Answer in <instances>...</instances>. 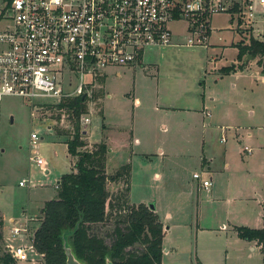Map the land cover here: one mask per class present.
I'll list each match as a JSON object with an SVG mask.
<instances>
[{
	"label": "rangeland",
	"instance_id": "1",
	"mask_svg": "<svg viewBox=\"0 0 264 264\" xmlns=\"http://www.w3.org/2000/svg\"><path fill=\"white\" fill-rule=\"evenodd\" d=\"M3 8L0 0V20ZM236 24L228 15L215 17L207 50L184 47L186 23H175L177 46L147 51L142 64L108 69L87 101L86 142L108 143V174L131 164L130 202L158 207L161 223L172 215L166 227L174 228L164 242L177 252L164 264H201L199 251L204 264H264L260 250L251 252L236 232L221 228L223 223L263 226L258 194L264 198V74L259 57L239 61L237 45L249 38L237 32ZM4 25L1 21L0 28ZM242 64L244 71L221 74ZM70 123L57 107L32 109L21 99H0V256L12 244L7 237L13 228L30 218L36 228L43 205L57 199L58 182L74 162L69 137L60 136ZM33 133L40 139L36 146L31 145ZM36 155L46 161L47 172L31 160ZM204 158L214 178L213 196L197 192L193 179L195 172L204 176L207 171L201 167ZM23 180L29 182L25 188L19 185ZM123 190L122 182L109 184L114 197ZM114 226L111 217L103 232Z\"/></svg>",
	"mask_w": 264,
	"mask_h": 264
},
{
	"label": "built area",
	"instance_id": "2",
	"mask_svg": "<svg viewBox=\"0 0 264 264\" xmlns=\"http://www.w3.org/2000/svg\"><path fill=\"white\" fill-rule=\"evenodd\" d=\"M2 1L0 99H21L32 109L56 107L79 97L92 100L97 81L108 69L136 66L147 51L177 46L172 29L177 22L186 23L188 48L208 50L213 19L222 15L237 22L238 33L264 43V0ZM204 116L211 114L205 111ZM90 123L83 115L82 130ZM39 140L37 134L31 135L32 146ZM31 160L47 172L41 156ZM193 177L201 188L212 187L202 174ZM19 185L25 188L29 182ZM33 221L13 228L8 239L12 244L7 254L17 264H47L35 247L36 229L29 224ZM18 239L22 244L14 245Z\"/></svg>",
	"mask_w": 264,
	"mask_h": 264
},
{
	"label": "trees",
	"instance_id": "3",
	"mask_svg": "<svg viewBox=\"0 0 264 264\" xmlns=\"http://www.w3.org/2000/svg\"><path fill=\"white\" fill-rule=\"evenodd\" d=\"M239 61L248 55L256 59L264 74V43L250 38L239 43ZM223 69L222 75L244 71ZM87 99L79 97L62 102L58 111L68 116V150L74 159L71 171L58 182V197L45 203L42 216L35 228V247L45 255L47 264H67L66 243L76 257L85 264H162L164 226L155 211L144 204L131 205V164L108 174L110 147L102 141L94 146L86 142L80 119L85 115ZM123 183L120 196H112L109 184ZM120 208L121 210H119ZM111 217L113 230L103 232ZM264 221V216H263ZM0 229H4L0 217ZM237 236L247 242H256L264 255V226L262 229L235 227ZM4 240L0 232V241ZM109 240V241H108ZM0 264H17L9 254L0 256Z\"/></svg>",
	"mask_w": 264,
	"mask_h": 264
},
{
	"label": "crops",
	"instance_id": "4",
	"mask_svg": "<svg viewBox=\"0 0 264 264\" xmlns=\"http://www.w3.org/2000/svg\"><path fill=\"white\" fill-rule=\"evenodd\" d=\"M233 74H235V73H233ZM263 81H264V78H263ZM111 153H112V151H110V154ZM201 167H202V170H207V171L209 170L208 172L206 171L207 173L206 172L204 173V171H203V174H204V177L206 179L210 178V180L212 182V187L210 188V190H205V189L201 188V184L198 182V184L196 185V190H197V192H200V191L204 190L205 192L210 193L213 196L214 190H211V189H213V186H214L213 185L214 178L212 177L211 167L209 165V162L206 161L205 158L203 159V162H202ZM228 168H229V165L226 164L225 165V169H228ZM195 174H196V172H195ZM193 179H194V177H193ZM258 197L260 199V203H261V206H262V209L260 211V215H261V218H262V221H263V216H264V198L260 194H258ZM131 204L132 205L139 206V205L144 204V203H138V204H136V203L131 202ZM144 205L148 206L147 204H144ZM43 208H44V205H43V207H42L39 215H37V216H40V215L42 216V210H43ZM158 211H159V208L157 207L156 210H155V213H158ZM37 216H34V217H37ZM165 218L166 219L162 222L163 226L165 227L164 240H163V249H164V251H163L162 264H164V259H165L166 256L171 255L175 251L177 252V249L175 247H173V248L171 247V249L165 247V242H164L165 241V238L167 237V235L169 234V232L174 228V226L173 227L172 226L166 227V222L169 221V220H167V218H172L171 213H167V216ZM11 222L12 223H15V220H12ZM247 225H249V224H245L244 226H247ZM263 226H264V221H263ZM263 226L261 227V229L263 228ZM235 227H238V226H234V228H230L225 223H223L221 225V228H222L223 231L230 230V232H231L232 235H233V233H235V231H234ZM249 227H252V226L249 225ZM259 229H260V227H259ZM235 235H236V233H235ZM5 236H6V234H5ZM7 239H9V237H7ZM244 242H246V244L248 245V248L250 249L251 252H256L257 250H260L261 251V248L257 245L256 242H247V241H244ZM187 249H189V246H188ZM201 251H204V250H201ZM197 253L199 254V257L198 258L200 259L201 264L202 263L203 264L206 263V258L205 257H202V255H200V251L197 252ZM201 254H202V252H201Z\"/></svg>",
	"mask_w": 264,
	"mask_h": 264
},
{
	"label": "water",
	"instance_id": "5",
	"mask_svg": "<svg viewBox=\"0 0 264 264\" xmlns=\"http://www.w3.org/2000/svg\"><path fill=\"white\" fill-rule=\"evenodd\" d=\"M245 62H248V59H246ZM85 134H87V132H85ZM149 208L152 211L156 210V208L153 205L149 206ZM65 251H66V256H67V264H85L76 257L72 248L67 243L65 245ZM107 264H112V263L108 261Z\"/></svg>",
	"mask_w": 264,
	"mask_h": 264
}]
</instances>
